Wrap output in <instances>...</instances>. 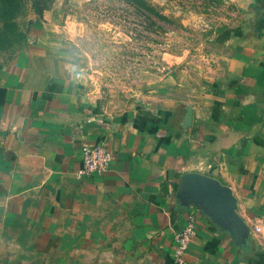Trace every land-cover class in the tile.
<instances>
[{
	"label": "crops",
	"instance_id": "0c3cea01",
	"mask_svg": "<svg viewBox=\"0 0 264 264\" xmlns=\"http://www.w3.org/2000/svg\"><path fill=\"white\" fill-rule=\"evenodd\" d=\"M241 1L224 68L171 106L100 109L40 31L0 64V264H171L188 213L187 264H264V0ZM92 143L111 160L77 176ZM190 173L227 187L226 218L181 202Z\"/></svg>",
	"mask_w": 264,
	"mask_h": 264
},
{
	"label": "rangeland",
	"instance_id": "374dc122",
	"mask_svg": "<svg viewBox=\"0 0 264 264\" xmlns=\"http://www.w3.org/2000/svg\"><path fill=\"white\" fill-rule=\"evenodd\" d=\"M242 3L0 0V64L40 31L100 109L171 106L186 100L200 77L224 68L231 45L222 32L243 22Z\"/></svg>",
	"mask_w": 264,
	"mask_h": 264
},
{
	"label": "built area",
	"instance_id": "2783aa9c",
	"mask_svg": "<svg viewBox=\"0 0 264 264\" xmlns=\"http://www.w3.org/2000/svg\"><path fill=\"white\" fill-rule=\"evenodd\" d=\"M111 151L103 143H92L84 145L80 156V166L76 175H89L104 171L110 160ZM195 216L192 213L186 215L184 223L173 232V248L170 254L171 264H187L185 252L194 235ZM256 230L258 226H254Z\"/></svg>",
	"mask_w": 264,
	"mask_h": 264
},
{
	"label": "water",
	"instance_id": "95a60500",
	"mask_svg": "<svg viewBox=\"0 0 264 264\" xmlns=\"http://www.w3.org/2000/svg\"><path fill=\"white\" fill-rule=\"evenodd\" d=\"M188 185L178 192L182 203L186 198L196 200L202 198L209 207L220 217L226 218L231 207V200L228 197V189L216 179L205 174L190 173L187 176ZM242 227L238 222V228Z\"/></svg>",
	"mask_w": 264,
	"mask_h": 264
},
{
	"label": "trees",
	"instance_id": "16d2710c",
	"mask_svg": "<svg viewBox=\"0 0 264 264\" xmlns=\"http://www.w3.org/2000/svg\"><path fill=\"white\" fill-rule=\"evenodd\" d=\"M147 5L151 8V11H153V13H155L158 17L166 19V17L163 14H161L159 11H157L154 8L153 4L150 3V4H147ZM152 23L156 24V26H158V27H161L158 23H156L155 20H152Z\"/></svg>",
	"mask_w": 264,
	"mask_h": 264
}]
</instances>
